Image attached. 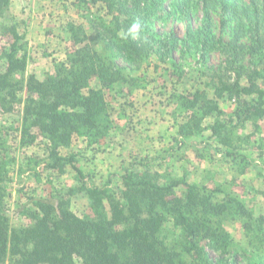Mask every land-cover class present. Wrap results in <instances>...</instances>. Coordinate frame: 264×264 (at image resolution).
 Returning a JSON list of instances; mask_svg holds the SVG:
<instances>
[{
    "label": "rangeland",
    "instance_id": "374dc122",
    "mask_svg": "<svg viewBox=\"0 0 264 264\" xmlns=\"http://www.w3.org/2000/svg\"><path fill=\"white\" fill-rule=\"evenodd\" d=\"M76 1L9 0L0 9V54L18 39L17 56L25 58V68L13 75L14 80H24L32 73L39 79L53 74L56 65L66 62L73 49L85 45L96 49L121 77L106 86L97 77L90 80V85L103 93L106 110L100 124H107L105 135H93L91 143L83 134L74 135L68 145L58 148L61 155H75L74 163L84 179L70 164L61 172L46 168L51 145L36 128L28 130L34 142L22 136L25 92L15 90L16 101L8 100L3 106L0 101V184L5 190L10 224L17 227L30 222L15 211L31 205L32 198L52 202L62 198L75 214L93 216L92 201L85 188H122L121 175L131 163L130 167L152 181L178 180L202 187L206 196L210 195L209 201L224 206L219 214L210 212L212 226L219 225L231 238V247H240L247 253L237 263L243 264L247 255L261 259L264 222L256 218L264 217V116L225 127L220 136L205 128L218 115L223 120L232 114L235 104L223 84L236 80L238 64L222 50H201L188 41V31L203 25L200 0H187L190 8L185 16L167 14L168 8L164 17L150 24L160 35L173 32L180 38L173 59L150 52L137 65L128 64L101 34L98 36V26L93 21L104 11L102 2L85 6ZM170 1L179 0H165L164 5ZM214 12L209 30L217 38L229 40L236 30L233 18L224 9ZM108 18L105 15L103 19ZM74 32L78 35L76 43L72 39ZM240 40L249 43L245 25ZM251 57L246 52L243 65L250 66ZM238 80L246 81L244 72ZM204 100H212L216 108L209 107L212 109L203 113L205 106L200 102ZM34 171L40 173L34 175ZM213 188L218 190L211 191ZM115 192L118 197L119 191ZM184 192L182 184L175 188L177 195ZM164 215L168 220L162 225L160 237L180 251L181 231L168 214ZM200 244L210 262L223 249L220 243L206 239ZM181 253L189 261L188 255Z\"/></svg>",
    "mask_w": 264,
    "mask_h": 264
},
{
    "label": "trees",
    "instance_id": "16d2710c",
    "mask_svg": "<svg viewBox=\"0 0 264 264\" xmlns=\"http://www.w3.org/2000/svg\"><path fill=\"white\" fill-rule=\"evenodd\" d=\"M97 1H101L104 8L101 15L94 16L98 36L101 34L128 64H139L150 52L163 59H173L180 38L173 32L160 35L150 24L164 17L168 8L167 14L185 16L190 8L187 0L170 1L166 5L165 0L76 2L86 6ZM8 2L0 0V9ZM200 4L203 25L188 31V41L190 39L194 47L201 50L209 47L222 50L229 60L238 64L236 80L223 84L228 98L235 104L232 114L223 120L218 115L211 125L205 126L212 135L220 136L225 127L243 125L264 116V0H200ZM217 8L224 9L235 22L236 30L229 40L217 38L209 30L213 23L211 12ZM105 15L109 16L107 20L103 19ZM134 23L139 29L133 35L130 28ZM243 25L249 30V43L240 40ZM72 39L74 43L78 41L76 32ZM17 40L0 54L2 106L8 100L16 101L15 90L25 92L22 136L27 140L31 135L28 130L36 128L51 145L46 168L61 172L70 164L84 179L82 170L74 163L75 155H61L58 148L68 145L74 135L83 134L90 143L93 135H105L107 124H100L106 110L103 93L100 88L91 86L90 80L97 77L106 86L121 78L120 72L107 65L96 49L85 45L73 49L66 62L56 65L53 74L39 79L32 73L17 81L13 75L25 68V58L17 56ZM246 52L252 55L248 67L242 63ZM243 72L246 81L240 83L238 78ZM200 105L205 106L203 113L217 106L212 100L201 101ZM192 121L193 115L188 119ZM34 140V136L30 137L31 142ZM130 166L131 163L121 175L122 188L99 189L96 185L85 188L92 201L93 216L75 214L62 198L54 202L32 198L31 205H23L15 211L30 222L17 227L10 224L3 198L5 190L0 184V264H239L237 260L246 256L240 247H231L232 240L224 229L216 223L212 226L210 212L219 214L224 206L209 201L210 195L206 196L202 187L178 180L152 181L150 176ZM39 173L33 172L34 175ZM2 181L0 176V183ZM180 184L185 186V192L177 195L175 188ZM216 190L218 188L211 189ZM164 214H168L181 231L180 251L160 237L162 225L168 220ZM256 220L262 224L264 217L258 216ZM204 239L220 243L223 248L214 262L209 261L200 244ZM182 251L189 261L183 258ZM247 257L243 264H264V256L259 260L253 255Z\"/></svg>",
    "mask_w": 264,
    "mask_h": 264
},
{
    "label": "clouds",
    "instance_id": "9594fccd",
    "mask_svg": "<svg viewBox=\"0 0 264 264\" xmlns=\"http://www.w3.org/2000/svg\"><path fill=\"white\" fill-rule=\"evenodd\" d=\"M138 29H139V25L138 24H136V23L132 24V26L130 28V34L134 35L138 31Z\"/></svg>",
    "mask_w": 264,
    "mask_h": 264
}]
</instances>
